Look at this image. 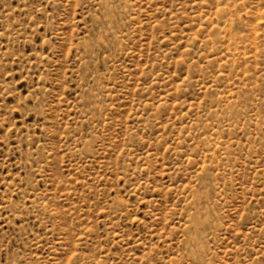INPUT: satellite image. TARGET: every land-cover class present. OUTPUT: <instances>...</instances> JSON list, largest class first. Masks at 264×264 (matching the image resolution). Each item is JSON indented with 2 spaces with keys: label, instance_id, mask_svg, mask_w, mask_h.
<instances>
[{
  "label": "rangeland",
  "instance_id": "374dc122",
  "mask_svg": "<svg viewBox=\"0 0 264 264\" xmlns=\"http://www.w3.org/2000/svg\"><path fill=\"white\" fill-rule=\"evenodd\" d=\"M0 264H264V0H0Z\"/></svg>",
  "mask_w": 264,
  "mask_h": 264
},
{
  "label": "bare ground",
  "instance_id": "6f19581e",
  "mask_svg": "<svg viewBox=\"0 0 264 264\" xmlns=\"http://www.w3.org/2000/svg\"><path fill=\"white\" fill-rule=\"evenodd\" d=\"M188 221L190 225L194 228V231H197L199 227L202 226V220H200L199 214L197 211H194L193 213L188 215ZM194 241H196V238H193Z\"/></svg>",
  "mask_w": 264,
  "mask_h": 264
}]
</instances>
